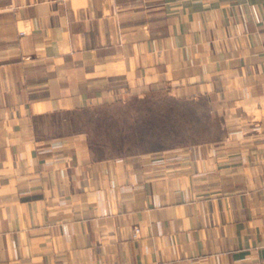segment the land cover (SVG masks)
I'll return each instance as SVG.
<instances>
[{"label": "crops", "instance_id": "1", "mask_svg": "<svg viewBox=\"0 0 264 264\" xmlns=\"http://www.w3.org/2000/svg\"><path fill=\"white\" fill-rule=\"evenodd\" d=\"M153 93L223 137L100 158L63 127ZM0 264H264V0H0Z\"/></svg>", "mask_w": 264, "mask_h": 264}, {"label": "rangeland", "instance_id": "2", "mask_svg": "<svg viewBox=\"0 0 264 264\" xmlns=\"http://www.w3.org/2000/svg\"><path fill=\"white\" fill-rule=\"evenodd\" d=\"M63 127L88 137L100 158L161 151L223 137L220 120L203 100L153 93L126 102L67 112Z\"/></svg>", "mask_w": 264, "mask_h": 264}, {"label": "built area", "instance_id": "3", "mask_svg": "<svg viewBox=\"0 0 264 264\" xmlns=\"http://www.w3.org/2000/svg\"><path fill=\"white\" fill-rule=\"evenodd\" d=\"M134 235H135V237L138 235V229L134 230Z\"/></svg>", "mask_w": 264, "mask_h": 264}]
</instances>
